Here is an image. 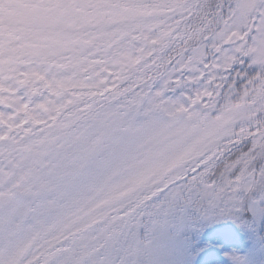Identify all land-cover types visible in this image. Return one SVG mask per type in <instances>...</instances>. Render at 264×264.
Instances as JSON below:
<instances>
[{"label":"snow or ice","instance_id":"6c2138e0","mask_svg":"<svg viewBox=\"0 0 264 264\" xmlns=\"http://www.w3.org/2000/svg\"><path fill=\"white\" fill-rule=\"evenodd\" d=\"M0 264H264V0H0Z\"/></svg>","mask_w":264,"mask_h":264}]
</instances>
